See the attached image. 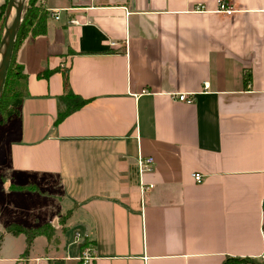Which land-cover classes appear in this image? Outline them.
<instances>
[{
  "label": "crops",
  "instance_id": "obj_1",
  "mask_svg": "<svg viewBox=\"0 0 264 264\" xmlns=\"http://www.w3.org/2000/svg\"><path fill=\"white\" fill-rule=\"evenodd\" d=\"M219 1H39L48 31L20 45L27 95L0 124V252L24 235L10 224L60 225L71 211L57 248L66 264L88 245L91 264L263 254L264 0H226L232 15ZM65 74L88 102L57 123ZM140 155L155 158L145 193ZM50 246L24 264H50Z\"/></svg>",
  "mask_w": 264,
  "mask_h": 264
},
{
  "label": "trees",
  "instance_id": "obj_2",
  "mask_svg": "<svg viewBox=\"0 0 264 264\" xmlns=\"http://www.w3.org/2000/svg\"><path fill=\"white\" fill-rule=\"evenodd\" d=\"M40 0H27V5L24 10L23 20L20 29L17 34L16 44L14 49L13 58L7 73V78L4 86V91L0 97V124H3L13 115L20 113V105L27 95V74L24 71V66L19 64L16 60V53L27 36L37 37L45 35L48 31V19L50 12L39 3ZM7 3L4 2L0 5V52H1V41L2 31L5 22V13L7 9ZM49 72L47 70L39 73V76H47ZM65 93L60 96L59 112L57 117V123L63 121L74 111L80 109L85 105L88 100L82 98L78 94H75L69 86L68 75L65 74L64 79ZM16 190H27L35 189L34 186H12ZM71 211L64 214L63 223L70 217ZM54 226L50 223L40 225L38 227L29 228L20 224H10L7 226L6 231L13 235L24 234L27 238V251L30 250L33 240L39 236L51 237L55 232ZM264 232V224H263ZM3 234L0 235V240ZM50 264H66L64 259L54 258L50 261ZM222 264H264L260 258L253 257H227Z\"/></svg>",
  "mask_w": 264,
  "mask_h": 264
},
{
  "label": "rangeland",
  "instance_id": "obj_3",
  "mask_svg": "<svg viewBox=\"0 0 264 264\" xmlns=\"http://www.w3.org/2000/svg\"><path fill=\"white\" fill-rule=\"evenodd\" d=\"M6 2V0H0V5ZM15 11V10H14ZM5 33V22H4V28L2 31V36ZM0 59H1V53H0ZM65 215H63L59 219L60 225L56 224L54 226L55 232L54 234L47 239L46 236H40L38 239L35 241V247H34V253H42V254H47L46 251V245L47 241L49 240V244L51 246L49 247V255L52 258H60L62 256V250L58 251L57 248L59 247L62 249L64 242H65V237L62 236L63 233V218ZM3 227L2 223L0 222V235L3 234ZM25 240H24V235H20L19 237H12L10 239H6L4 242V246L2 251L0 252V264H24V259L25 258H31L33 254H28L27 248H25ZM29 255V256H27ZM47 256V257H48ZM15 257L17 258L16 261L14 260ZM69 264H72V262H69Z\"/></svg>",
  "mask_w": 264,
  "mask_h": 264
},
{
  "label": "built area",
  "instance_id": "obj_4",
  "mask_svg": "<svg viewBox=\"0 0 264 264\" xmlns=\"http://www.w3.org/2000/svg\"><path fill=\"white\" fill-rule=\"evenodd\" d=\"M197 10L205 11L206 6L204 4H201L197 7ZM218 11L225 12L229 15H232L236 10L234 6L229 4V2H227L226 0H221L219 1V4H218ZM74 22L76 23L77 21L74 20ZM204 87L208 88L209 83L206 82ZM172 97L175 100H179V101H183L187 103H192L194 101V97L187 93L174 94ZM154 166H155V158L153 156H150V155L148 156L140 155L139 156L137 160V164H136V170L138 174V182L140 184V187L143 193L154 188L153 183H148L144 180V175L146 173L153 171ZM193 177L195 181L199 183L203 182L204 180V175L201 172L193 173ZM77 236L79 238L80 234L77 233ZM259 258L264 262V252ZM94 259H95L94 247L92 245L86 246L82 255L79 257L80 264H91Z\"/></svg>",
  "mask_w": 264,
  "mask_h": 264
},
{
  "label": "water",
  "instance_id": "obj_5",
  "mask_svg": "<svg viewBox=\"0 0 264 264\" xmlns=\"http://www.w3.org/2000/svg\"><path fill=\"white\" fill-rule=\"evenodd\" d=\"M27 0H8L5 13V33L1 41L0 97L4 91L7 73L13 58L16 38L20 29ZM15 10V13L13 14ZM12 17V20H11Z\"/></svg>",
  "mask_w": 264,
  "mask_h": 264
}]
</instances>
